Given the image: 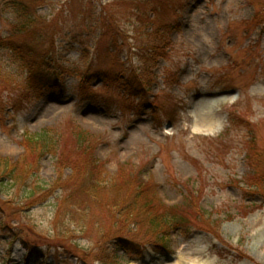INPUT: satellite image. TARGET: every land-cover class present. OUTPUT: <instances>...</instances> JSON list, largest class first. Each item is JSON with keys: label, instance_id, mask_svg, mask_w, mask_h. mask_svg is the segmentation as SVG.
Masks as SVG:
<instances>
[{"label": "rangeland", "instance_id": "obj_1", "mask_svg": "<svg viewBox=\"0 0 264 264\" xmlns=\"http://www.w3.org/2000/svg\"><path fill=\"white\" fill-rule=\"evenodd\" d=\"M132 1L37 0L54 85L28 82V68L0 45V264H102L111 234L102 203L115 193L93 197L79 175L70 181L78 198L62 204L74 186L54 184L75 166L91 167L99 189L132 173L162 211L177 208L190 224L159 249L143 246L144 228L133 242L110 240L118 264H264V185L252 180L264 171L251 166L259 156L264 166V0H169L144 25ZM110 5L127 8L116 35L102 23ZM15 23L0 0V35ZM156 29L171 50L150 74L142 50ZM42 133L56 148L45 156L27 145ZM14 168L23 179L9 180Z\"/></svg>", "mask_w": 264, "mask_h": 264}, {"label": "trees", "instance_id": "obj_2", "mask_svg": "<svg viewBox=\"0 0 264 264\" xmlns=\"http://www.w3.org/2000/svg\"><path fill=\"white\" fill-rule=\"evenodd\" d=\"M117 1L118 0H115V3ZM168 1L169 0H136L132 1L131 4L133 6H131L130 10L137 21L144 25L146 18L152 15V18L155 19L158 9L164 8L161 3L163 2L167 4ZM36 2L37 0H5L6 7L9 8L16 16V23L11 25V31L8 33V36L3 37L0 35V45L9 48L11 53L21 60L26 68H28V82L31 81L32 77V80L35 79V81L43 82L45 84L43 87H45L50 84L54 85L60 81L59 78L56 77L57 71L50 70V64L47 63L46 60L48 57L45 53L47 52L48 54L49 49L53 47V42L48 45V48L43 50L44 54L41 53L42 44L40 45V43H42L46 32L44 31L45 24L35 13V10L37 9ZM109 7L111 9L106 10L104 7L102 10V23H105L106 25L112 24L114 26L112 29L113 33H119L118 28L115 26L114 20L118 18V14H122V16H124L126 14L127 8L123 7L125 10V13H123L122 10L115 11L117 7L116 5H110ZM102 29L104 30V27H102ZM106 30L110 31L111 28ZM162 32L163 33H161L160 29L151 30V32L148 33L146 37L148 38L145 45L147 48L142 50L144 65L148 68V72L150 74L155 67L153 65L157 64L161 58L167 56V51L171 50L169 42L166 38V32ZM39 49H41L40 52ZM48 71H51V75H48ZM50 78L53 81H51ZM142 88H145V86ZM81 132L82 131L80 130V133ZM47 134L48 133H42L31 136L27 141V145L30 150L39 151L42 156L55 152L56 148L53 146V142ZM247 149L249 151V148ZM247 155L249 156V153H246V156ZM89 164L95 168L94 162ZM58 165L61 166L62 162H59ZM262 165L263 156L251 157V166L253 169H255V171H264V166ZM28 168L31 169L30 166ZM90 168L91 167L85 169L83 166L73 167L72 170H74L73 172L75 175L69 178L63 184L61 183L62 177H58L53 189L60 188L64 189L66 193L69 192L70 190L68 188H73L74 186V184H70V181H73V178L81 175L78 182L79 190L84 188L86 191L91 190V194L96 193L93 197L99 196V198H101L99 195L100 190L102 191V194L105 192H112L116 194H112L106 199V203H102V205H104L109 212L108 226L110 229L106 234L111 233L102 239V252L106 253L105 257L102 258V264H118L115 261V257H112L113 253L107 250L110 240H113V242L116 241L118 243H127L128 241L133 242L134 240L132 239V233L137 231L138 228L140 231H142V228H144V233L149 234L151 237L150 242L142 243L143 246L151 245L157 249L162 248L163 246L167 247L170 242L169 233L171 231L177 230L181 227L183 228L185 235L190 233V224L187 223L186 218L179 214L178 209L173 207V209L171 207L167 209L163 206L164 209L162 211V205L155 197V194L151 193L149 195L147 192V187L143 184V181H140L139 179L136 181L135 175L132 173L126 181V184L121 187L110 184H106V186L102 184V189H99L100 181H98V176L96 173H92ZM86 170L89 172H86ZM252 172L254 171L252 170ZM6 176H8L9 180L12 181L23 179V175H20V173H18L17 169L15 168L8 170ZM252 180L256 182V188L264 185V176L257 177L256 179L252 178ZM76 185L77 184H75L72 191L69 192L67 196L64 197V199L62 198V204L71 203V201H74L78 198L75 196L78 189ZM186 185V189L189 190L187 191V196L189 198V196H192V192L189 189V182H187ZM34 189H40V187L36 185ZM46 191L45 189H42L41 193L43 194ZM47 194H45V197L39 200L45 199ZM259 195L264 197V192H260ZM31 196H33V194ZM75 204L80 207V204ZM197 210L200 211V208L198 207ZM56 213H58L57 216H59V212L57 211ZM199 216H201L200 212L197 216L198 219H200ZM209 225L210 220L206 223L202 222V227L205 229L209 230V228L212 227ZM112 229L115 230L112 231ZM24 257L28 258L29 254H25Z\"/></svg>", "mask_w": 264, "mask_h": 264}]
</instances>
